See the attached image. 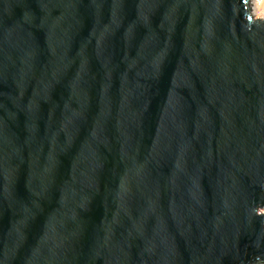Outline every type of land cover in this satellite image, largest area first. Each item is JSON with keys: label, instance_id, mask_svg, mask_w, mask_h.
Masks as SVG:
<instances>
[{"label": "water", "instance_id": "95a60500", "mask_svg": "<svg viewBox=\"0 0 264 264\" xmlns=\"http://www.w3.org/2000/svg\"><path fill=\"white\" fill-rule=\"evenodd\" d=\"M249 1L0 0V264H264Z\"/></svg>", "mask_w": 264, "mask_h": 264}, {"label": "bare ground", "instance_id": "6f19581e", "mask_svg": "<svg viewBox=\"0 0 264 264\" xmlns=\"http://www.w3.org/2000/svg\"><path fill=\"white\" fill-rule=\"evenodd\" d=\"M250 12L254 21L264 22V0H250ZM264 215V212H260Z\"/></svg>", "mask_w": 264, "mask_h": 264}, {"label": "rangeland", "instance_id": "374dc122", "mask_svg": "<svg viewBox=\"0 0 264 264\" xmlns=\"http://www.w3.org/2000/svg\"><path fill=\"white\" fill-rule=\"evenodd\" d=\"M260 212H262V213H263V212H264V208L260 209Z\"/></svg>", "mask_w": 264, "mask_h": 264}]
</instances>
